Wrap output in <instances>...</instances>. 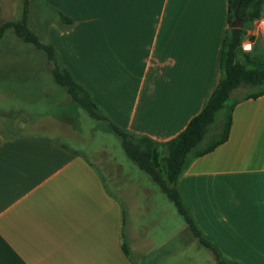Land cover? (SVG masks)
I'll use <instances>...</instances> for the list:
<instances>
[{"label": "crops", "instance_id": "1", "mask_svg": "<svg viewBox=\"0 0 264 264\" xmlns=\"http://www.w3.org/2000/svg\"><path fill=\"white\" fill-rule=\"evenodd\" d=\"M41 1L73 20L61 28L55 15L48 41L111 122L162 143L202 110L219 76L228 0ZM258 42L250 54L264 61ZM38 112L0 110V264H226L158 186L127 183L104 153L37 133L40 115L75 130ZM162 153L154 149L160 172ZM176 185L222 260L264 264V93L234 106L227 139Z\"/></svg>", "mask_w": 264, "mask_h": 264}, {"label": "trees", "instance_id": "2", "mask_svg": "<svg viewBox=\"0 0 264 264\" xmlns=\"http://www.w3.org/2000/svg\"><path fill=\"white\" fill-rule=\"evenodd\" d=\"M24 1V10L19 20H1L0 3V38L7 29L23 41L32 44L35 48L44 51L47 61L51 65L53 80L65 88L70 100L81 106L94 119L102 121L121 142L125 154L158 185L164 195L175 206L177 212L184 219L187 229L198 241L208 247L219 263L229 262L221 259L219 249L196 226L181 192L176 185L177 178L186 170L189 163L224 142L231 125L232 110L243 99L257 97L264 93V61L254 59L250 52L241 50V41L251 22L258 18L264 10V0H228V23L234 18V12L243 19L242 28L229 27L222 40L218 60L219 76L211 90L202 110L195 115L175 137L158 143L146 136L134 135L111 122L100 108L93 102L89 92L78 84L69 71L60 63L51 43L41 42L37 35L27 26V3ZM61 28L69 27L73 20L61 12L55 14ZM241 85L254 87L239 97L232 96L234 89ZM208 136V141L203 143ZM160 146L163 149L161 164L167 177L174 181L169 186L166 179L156 167L154 149ZM232 264H237L231 262Z\"/></svg>", "mask_w": 264, "mask_h": 264}, {"label": "rangeland", "instance_id": "3", "mask_svg": "<svg viewBox=\"0 0 264 264\" xmlns=\"http://www.w3.org/2000/svg\"><path fill=\"white\" fill-rule=\"evenodd\" d=\"M0 3H4L2 21L21 19L23 0H0ZM54 16V12L45 7L41 0H28L26 23L41 42L47 43L48 23L54 20L57 22ZM257 46L264 49L260 42ZM253 89L254 87L241 85L233 90L232 96L239 97ZM65 92V88L53 80L51 65L44 51L23 41L12 29H7L0 38V110H48L51 115L65 117V121H71L75 130H67L40 115L39 119L43 123L37 133L45 136L58 134L64 142L87 156H91V151L97 152V156L104 153L103 159L114 166L115 173L116 166H120L125 182L136 181L140 185L157 187L148 174L125 154L120 138L102 121L92 118L85 109L71 101ZM63 93L65 98L62 97ZM207 137L203 143L209 140L210 137ZM97 166L103 170L101 164ZM161 174L166 179L162 170ZM168 185H171V181ZM162 195L164 200H169L166 195Z\"/></svg>", "mask_w": 264, "mask_h": 264}, {"label": "built area", "instance_id": "4", "mask_svg": "<svg viewBox=\"0 0 264 264\" xmlns=\"http://www.w3.org/2000/svg\"><path fill=\"white\" fill-rule=\"evenodd\" d=\"M250 26L251 28L248 27L250 29H246L241 41V50L244 52H250L252 50L253 40L257 34H260L264 40V10L258 18L251 22Z\"/></svg>", "mask_w": 264, "mask_h": 264}, {"label": "water", "instance_id": "5", "mask_svg": "<svg viewBox=\"0 0 264 264\" xmlns=\"http://www.w3.org/2000/svg\"><path fill=\"white\" fill-rule=\"evenodd\" d=\"M244 26L243 19L237 15V12H234V18L230 23L231 28H242Z\"/></svg>", "mask_w": 264, "mask_h": 264}]
</instances>
